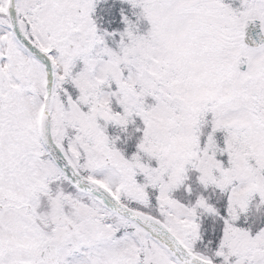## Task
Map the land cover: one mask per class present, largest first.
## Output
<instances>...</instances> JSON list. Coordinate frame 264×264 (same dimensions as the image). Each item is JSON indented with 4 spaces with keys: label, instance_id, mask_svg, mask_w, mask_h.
<instances>
[{
    "label": "snow or ice",
    "instance_id": "6c2138e0",
    "mask_svg": "<svg viewBox=\"0 0 264 264\" xmlns=\"http://www.w3.org/2000/svg\"><path fill=\"white\" fill-rule=\"evenodd\" d=\"M0 264H264V0H0Z\"/></svg>",
    "mask_w": 264,
    "mask_h": 264
}]
</instances>
